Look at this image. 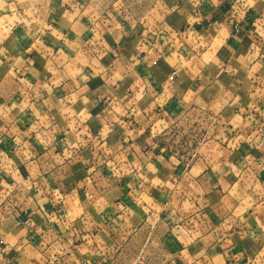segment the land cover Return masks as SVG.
Listing matches in <instances>:
<instances>
[{"label":"crops","instance_id":"0c3cea01","mask_svg":"<svg viewBox=\"0 0 264 264\" xmlns=\"http://www.w3.org/2000/svg\"><path fill=\"white\" fill-rule=\"evenodd\" d=\"M0 175V264H264V0H0Z\"/></svg>","mask_w":264,"mask_h":264},{"label":"built area","instance_id":"2783aa9c","mask_svg":"<svg viewBox=\"0 0 264 264\" xmlns=\"http://www.w3.org/2000/svg\"><path fill=\"white\" fill-rule=\"evenodd\" d=\"M240 9H238V7L234 8V11L232 13V19H233V25H232V32L233 34H237L241 31L243 22L245 20V17L242 18L241 14H240ZM259 14V13H257ZM160 36L162 37L160 40V44L162 45V43L165 41L169 46H172L175 50H180L183 46L180 34L178 32H174V31H162L160 33ZM158 42V40H157ZM179 74V70L175 69L170 77H169V81H173L175 80V78L178 76ZM111 98L109 96H107L105 99H102L101 102L102 103H107L110 102ZM3 177L2 175H0V188L3 185ZM21 224H24V222H21ZM140 262V261H139ZM56 264H61V261L59 259H57Z\"/></svg>","mask_w":264,"mask_h":264},{"label":"rangeland","instance_id":"374dc122","mask_svg":"<svg viewBox=\"0 0 264 264\" xmlns=\"http://www.w3.org/2000/svg\"><path fill=\"white\" fill-rule=\"evenodd\" d=\"M140 6H145V7H146V4H144V2H142V3L140 4Z\"/></svg>","mask_w":264,"mask_h":264}]
</instances>
